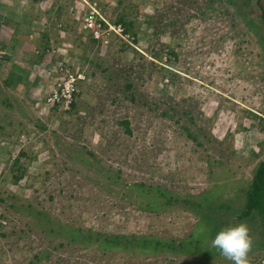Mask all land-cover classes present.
<instances>
[{
	"label": "rangeland",
	"instance_id": "obj_1",
	"mask_svg": "<svg viewBox=\"0 0 264 264\" xmlns=\"http://www.w3.org/2000/svg\"><path fill=\"white\" fill-rule=\"evenodd\" d=\"M92 12L121 34L94 40L81 26ZM71 73L70 102H53ZM262 161L264 0H0V264H232L221 252L116 253L104 239L236 226L218 210L197 228L203 213L186 204L144 210L123 190L185 198L225 183L236 206ZM245 224L247 264H264L261 220ZM79 229L89 238L71 242Z\"/></svg>",
	"mask_w": 264,
	"mask_h": 264
},
{
	"label": "trees",
	"instance_id": "obj_2",
	"mask_svg": "<svg viewBox=\"0 0 264 264\" xmlns=\"http://www.w3.org/2000/svg\"><path fill=\"white\" fill-rule=\"evenodd\" d=\"M120 20L124 22L125 29L128 33L129 27L133 25L132 22L128 23L125 19ZM5 58L7 59V56H5ZM223 186H225V183L221 185L222 189ZM221 188L215 185L210 192L204 193L200 196H189L185 198H180L173 194H168L169 192H167L162 187H153L142 183H133L127 185V191L123 190V193L125 195L130 194L131 198L138 200L139 206L144 210L149 209L151 211H158L160 208L159 204L163 202L165 204H168L167 206H173L174 203L182 202L187 205L184 208L189 209L195 213H203L201 216L203 218L197 228L201 224H204L205 220L211 218V213L213 214V217L216 220V215L217 213H219L220 210L225 219L229 218L227 215H225V211L236 214V222L240 223L253 222V220L258 216L263 226V238L261 241V243H263L264 161L260 162L259 165L256 167L254 177L250 181V183L244 188L242 186L241 189L235 190V195L232 197H236V199H238L236 201L234 200L236 202V206H234L232 203L233 199L225 200ZM145 199L147 200L146 206H144L143 204ZM155 203H157L156 206ZM217 204H219V208L217 206L215 209H211ZM30 208L32 207H29V209ZM31 215H33L34 221L37 222V225L41 229L42 233L46 234L47 236H53L54 232L56 231V228H54L56 224L55 220L51 218L49 214H47L46 212L44 213L42 211L35 210L34 212L30 213V216ZM208 222L209 227L205 226L203 230H195L194 233L189 234L186 238L177 241H166L159 237L146 239L135 235H131L129 237L111 235L105 237L104 241L111 245H115L116 247L114 248L116 250V253L123 250L127 252H131L133 250V254L137 252L140 254H159L160 252L164 251V254H167L169 257L174 258L193 256V258L196 259L195 261L199 260V262L201 263L203 258L212 257L211 254L215 252H220L217 248L212 246L211 241L215 237L217 232H219L223 228L221 226H213L210 220H208L207 223ZM61 228L64 231L63 227ZM213 231L215 232V234L214 236H211L210 234ZM72 232L74 236H69V233H67V237L70 238L71 242H79L81 238H89V235H87V233H85L82 229L72 230ZM93 245L97 246L95 243H93ZM205 250L209 251L210 253H205Z\"/></svg>",
	"mask_w": 264,
	"mask_h": 264
},
{
	"label": "clouds",
	"instance_id": "obj_3",
	"mask_svg": "<svg viewBox=\"0 0 264 264\" xmlns=\"http://www.w3.org/2000/svg\"><path fill=\"white\" fill-rule=\"evenodd\" d=\"M211 243L232 264H247L246 257L251 249L252 240L245 223L220 230Z\"/></svg>",
	"mask_w": 264,
	"mask_h": 264
},
{
	"label": "built area",
	"instance_id": "obj_4",
	"mask_svg": "<svg viewBox=\"0 0 264 264\" xmlns=\"http://www.w3.org/2000/svg\"><path fill=\"white\" fill-rule=\"evenodd\" d=\"M98 12H92L85 20V29L87 31H89L90 33H93L95 38L99 39L102 35L103 32H107L106 34H110V32H112L111 30L122 32V28L116 29L115 27H112L110 25V23H108V30L103 31V24L101 23L102 20H99L98 18L95 16V14H97ZM76 77L71 74L68 76V79L66 80V82L62 83L60 85V90H56L54 93V97L51 98V100L53 102L57 101H65L66 103H69L71 100V96L72 93L75 90V86H76Z\"/></svg>",
	"mask_w": 264,
	"mask_h": 264
},
{
	"label": "crops",
	"instance_id": "obj_5",
	"mask_svg": "<svg viewBox=\"0 0 264 264\" xmlns=\"http://www.w3.org/2000/svg\"><path fill=\"white\" fill-rule=\"evenodd\" d=\"M86 4H87V5L89 4L90 7H91V6L95 7V5H91V4L88 3V2H86ZM84 18H85V17H83V19H82V22H83V23H81V24H83V25H81V26H82V28L84 29V31L86 32V29L84 28L85 21H83ZM86 18H87V17H86ZM85 20H86V19H85ZM98 20H99V19H98ZM99 23H100V21H99ZM101 23L103 24V28H105V26H107V24H106L104 21H101ZM110 25H111L112 27H115L116 29L121 28L119 25H116L114 22H113L112 24H110ZM83 29H79V30L82 31ZM111 31L113 32L114 30H111ZM122 31H123V30H122ZM112 32H110V34H111ZM114 32H116V33L118 34L117 31H114ZM106 33H107V32H103V35H102L99 39L95 38V36H94L93 33H90V34H92V38H93L94 40L99 41L100 39H102V38L105 37ZM110 34H108V35H110ZM119 34H121V33H119ZM71 74H73V73H71ZM69 75H70V74H69ZM69 75H67V76L65 77V79H66ZM79 77H80V76H79ZM65 79H64V80H65ZM79 81H80V80H79Z\"/></svg>",
	"mask_w": 264,
	"mask_h": 264
}]
</instances>
